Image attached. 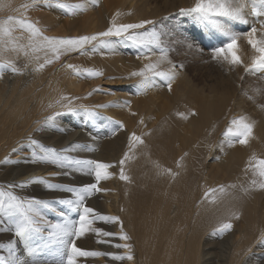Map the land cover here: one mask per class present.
<instances>
[{
	"label": "rangeland",
	"instance_id": "obj_1",
	"mask_svg": "<svg viewBox=\"0 0 264 264\" xmlns=\"http://www.w3.org/2000/svg\"><path fill=\"white\" fill-rule=\"evenodd\" d=\"M110 1L111 3L107 4L108 0H99L98 6H91L87 11L80 12L74 16L66 14L64 10L55 6L42 4L36 5V7L39 8L40 6H43L46 8H39L41 10L38 9V11L44 12L43 19L47 22L54 20L56 23L58 19H61L62 17V19H67L68 17L69 19H78L76 22L81 27L82 24L87 23L88 25H86V27H82L83 31L80 30L79 32L76 31L73 24H69V29L65 34L75 36L83 35V32H87L86 34H92V32L96 33L106 30L110 24L112 16L117 11L122 13L118 18L120 23H136L140 20L156 21L157 30H162L166 33L164 39L171 48L169 59L173 64L177 65V71L179 73H186V81L190 82L196 89L202 88L205 93L210 92V89L214 87L218 91L215 95L216 101H219L220 94L222 96L225 92L229 93L231 96L230 106L228 108L229 112L226 111L222 117H215V121L213 120L212 124L208 127L201 126L198 129H193L191 132H188V136L181 135L178 123L180 120L184 121V119L178 116L177 113L191 112L193 109L189 108V110H187L188 106L191 105L184 102L176 103L171 107V105H173L178 99L177 94H172V96L168 98L166 94H169V92L172 91H169L166 86L149 89L148 92L151 96V101H149V103H153V105H150L144 110V112L147 121L149 122V120H152L154 125H149L146 128H149L150 130L147 129L139 134L142 136L144 143L136 147L132 154L133 158L127 161L124 165L125 174L130 177L127 183L125 180H121L119 175L120 166L118 162L123 156L119 157L120 159L118 158L116 161V159H96L94 157L96 153L94 156L93 153L96 150H99L98 148L106 147L105 144H107V142L116 139V137L120 135V132L123 129L117 130V121L122 122L125 127L127 126L125 125L127 120L134 119V111H139L138 108L134 109L137 107L134 99H137L138 97L136 84L139 78L130 77L129 73L139 69L148 61L145 60L144 57L138 58L139 50L130 43L118 44L114 52L102 50V54L101 52H96L87 55H80L75 52L70 53L68 54L67 60H69L71 64L82 67L99 68L102 69L104 73V75L100 77L88 78V81H93V85L87 88L89 92L87 95L81 97V101L89 104L90 107L95 106V104H108L109 102H115L119 105L105 107L106 111L104 113H101L100 110L97 109L100 115L91 122L84 123L85 119H83L84 117L81 116L83 115L81 113L80 115H76V119H71L62 126L61 129L64 128L63 131L60 132V135L62 136L65 135L67 137V135L69 136L75 129L77 130L79 128L89 130L92 134L91 138L88 140L91 143L87 146H91L95 151L80 150V153L79 151H75L71 154L79 158H93L92 160L115 164L110 171H115L113 174L116 173V175H113L114 177L111 176L107 180L101 181L100 187L102 189H107L109 185L108 182H112L113 178L118 180L124 194L127 196L129 195L131 200L134 199L133 206L139 204L140 208L136 210V215H139L138 212L144 211L145 209H154L160 204L165 205L171 198H197L199 201H206L207 204H210V200L204 198V193L208 188H215V184H204L203 174H240L238 182L235 181L234 183L237 185V188L235 190L231 189V192L225 196L223 204H227L231 208V205L238 206L241 201L252 198V201L246 206L238 208L241 210V213L239 214L240 221L238 219V224L235 228L238 229L239 238L248 236L249 240L255 243V246L264 245V204L261 205V201L264 199V190L254 189L251 190V192L243 193L239 187L241 184L247 186L248 181L252 179L251 172H248L247 175L245 174V165L248 163L249 157L255 154L258 157L264 158V107H262L264 106V72H257L255 74L245 73L242 65L230 68L227 64L222 65L211 59L210 48L214 45L213 42H207L205 33L206 29L194 25L190 18L180 17L178 15L180 8L190 7L194 0ZM70 2L75 3L78 2V0H70ZM83 17H85L84 21H81L80 19ZM146 27L151 28L152 26L148 25ZM231 27L234 31L247 30V26L239 23H233ZM50 28L53 31V35H63L61 32L57 31L55 27ZM224 40L225 38L223 36L217 34V38L214 42H216L218 46ZM189 44L192 45L191 48L188 47ZM198 48L203 49V52L197 51ZM238 54L240 55L243 64L251 62V56L253 54L252 49L243 39L239 41ZM63 65L64 63L60 64L59 68H63ZM179 65H183V68H179ZM78 77L81 78V76ZM109 77H115V79H109ZM241 77H243V79H241ZM82 78V82H88L85 81L87 77ZM173 85L185 86V84L179 81V78L177 77L174 80ZM93 89L99 90L93 91ZM90 92L92 93L91 95H89ZM191 95L195 96V93L192 92ZM16 96L17 90H15L14 95L8 104L12 105L16 100ZM139 96L140 98H145L144 93L139 94ZM125 101H131L130 105L126 106ZM120 103L124 106H120ZM130 106H132L133 109H130V113L125 115L126 111H129ZM241 115L246 116L250 121L254 122L253 135L250 138L251 141L249 140V143L246 145H239L237 143L232 147L227 146V144L222 146L221 142L224 139L222 134L229 125L230 120ZM125 118H127V120H125ZM148 130L149 133L147 134ZM200 130H202V133L200 132L197 137L200 135L202 136L193 141L191 139L192 132H198ZM34 131H36V129ZM113 131L116 132L115 135L112 134ZM92 140L97 141L95 145L92 143ZM54 144L58 149L63 146V143ZM113 144L114 143H112L111 146ZM203 145H207L204 150ZM125 150L128 151V148ZM124 153L125 151L123 152V155ZM181 157H183L182 160ZM178 161L180 162L179 168L181 169L178 174H182V179L179 180L180 177H176V181L178 180L180 183H173L168 189L162 190L160 187V181H154L155 178H159L154 162H158L165 168H172L174 163H176L177 167ZM221 163H224V165ZM49 166H51V169H54L53 171H62L59 168L52 167V165ZM41 175L43 176L44 174ZM45 176L48 177L47 175ZM59 176L62 177V175ZM59 176L53 178L49 177V179H51L53 183L72 186L94 182L93 177L78 173H73L71 176L63 175L65 176L62 177L63 179ZM6 177L7 179H2L0 176V183L4 186H6L9 181H17L15 180L16 178H12V174H6ZM192 177H194L193 180ZM190 184L193 186L192 191H188V186ZM36 185L37 184H33V186H28L21 189V191L25 192L26 190V194L28 195L35 192L36 195L40 196L38 198L46 200H58L66 198L69 195L62 191H50L51 193L53 192L51 194L42 184H39V186ZM30 188L32 192L30 191ZM103 192L105 191L95 193L87 202H89L88 206L94 207L98 212L105 215V213L100 211L99 202L104 210L106 209L105 204L103 205L101 200L98 202L92 201L94 200L93 198H96L97 200L103 199L101 196ZM56 193H58V195H56ZM260 194H262V196H259ZM98 196L99 198H97ZM58 207L59 206H57L58 211L62 210ZM58 211L49 212L48 219L52 222L59 220L60 217L58 216ZM151 213L153 214V212ZM69 215L73 219L77 218L75 213H69ZM200 215L201 214L197 213L196 217H199ZM255 218H259L258 222L255 224H249ZM209 224L210 226L212 225L211 219L209 220ZM196 225L199 228H203L205 227V221L200 220ZM232 225H234L233 221ZM210 226H208L210 229H208L209 231L207 230L208 233H206V238L210 241L209 247L212 249L211 251L213 254L215 255L216 253V256L220 257L221 252L222 254H226L228 251L226 246L231 240L230 236L232 234L231 231H228L230 234L226 232L222 235H214V230L218 227ZM100 228L107 231L104 227ZM260 232H262V235ZM86 235L77 241V243L81 241V244L79 243L77 246L85 250H92V247L84 246L85 244L83 245L84 242L89 241V233ZM95 236L97 235L95 234ZM227 238L229 240H227ZM11 239L12 234L10 232H0V243L6 244ZM225 244L226 246H224ZM254 251L256 250L250 252V258L252 261L248 264L263 263L264 247L257 251L258 254H254ZM100 258L105 260V255H101ZM91 261V257L79 258V264H89Z\"/></svg>",
	"mask_w": 264,
	"mask_h": 264
},
{
	"label": "snow or ice",
	"instance_id": "obj_2",
	"mask_svg": "<svg viewBox=\"0 0 264 264\" xmlns=\"http://www.w3.org/2000/svg\"><path fill=\"white\" fill-rule=\"evenodd\" d=\"M37 3L48 6H55L65 11L68 15H77L87 11L91 6H98L99 0H78L72 3L70 0H30L23 4L25 10L35 7ZM122 15L117 11L111 18L106 30L92 34L77 36H49L27 17L9 16L0 21V54L5 51H22L25 56L43 52V63H39L40 56L34 55L37 61L33 71H42L47 65L59 61L62 56L70 53L87 55L89 53L108 50L114 52L118 44L130 43L136 47L138 58L144 57L148 62L142 67L129 73L130 77H138L136 84L137 95L146 93L154 87L166 86L172 90L174 80L178 75L177 65L169 59L171 48L165 41L166 33L157 30L156 21L140 20L136 23H120ZM178 15L188 17L194 25L206 29L213 36H223L225 40L218 46L210 48V56L213 61L220 64H227L230 68L242 65L245 73L255 74L264 72V0H194L190 7L180 8ZM233 23L247 26L246 31H234ZM151 25V28L146 26ZM259 25V26H258ZM28 33L27 44L19 43L14 36L16 29ZM243 39L252 49L251 62L243 64L238 54L239 41ZM192 47L191 44L188 45ZM203 52V49H197ZM164 65H168L164 67ZM75 75L87 78L103 76V70L95 67H82L75 64L63 65ZM27 68V65H25ZM183 68V65H179ZM4 71L22 73L24 69L17 67L12 60L0 59V76ZM115 79V77H109ZM243 79V77H241ZM99 89H93L97 91ZM92 93L90 92L89 95ZM251 98V97H250ZM78 97L61 96L57 101L64 111H57L39 121L40 127L37 131L45 129H56L57 118L63 115L73 114L84 115L85 122H91L100 115L99 108L119 106L115 102L108 104L87 106L74 105L73 101ZM63 102V103H62ZM131 101H125L130 105ZM49 107H52L50 104ZM264 107V106H262ZM195 111L178 112L177 115L187 119L189 115H195ZM111 119V118H108ZM117 130L123 129L122 122H116ZM140 123L144 120L141 118ZM254 122L246 116L234 117L223 132L221 145L227 144L232 147L235 144L246 145L253 135ZM63 131V129H60ZM116 134L115 131L112 133ZM144 140L141 135L132 132L128 139V151L119 160L120 179L128 181L130 177L125 174L124 165L133 158V153L138 145ZM27 148L28 154L12 160L5 157L3 163H33L48 164L61 169V172L50 173V176H71L73 173L88 175L94 178L93 183H86L79 186L53 183L46 176H32L18 183H10L0 186V232H10L12 239L0 243V264H79V258L98 257L101 255L111 256L114 260L133 259L131 254L132 245L129 243L116 244V248L128 249L125 255L106 253L95 250H85L77 246V241L87 233H95L98 237H113L116 233L105 231L95 227L96 221L116 222L117 216L104 215L94 207L88 206V199L95 193L106 191L100 187L101 181L109 179L113 173L110 169L115 164L105 163L98 160L84 159L73 156L71 153L80 150L94 151L91 146L70 144L64 148L49 146L42 141L29 135L25 143L12 149V153L23 152ZM183 157H181V160ZM154 166L159 169L158 174H167L171 177L178 175L171 168H165L158 162ZM180 166V162H177ZM251 172L252 179L247 186L241 184L240 190L248 193L254 189L264 190V158L255 154L249 157L245 165V174ZM33 184H42L49 191H62L68 193L66 198L58 200H46L36 197H25L18 195L16 189H24ZM236 184L218 185L215 188H208L204 198L210 202H216L218 195H224L229 189H236ZM57 205L64 206L63 210L57 209ZM59 220L52 222L48 219L49 212H57ZM69 213H75L77 218L73 219ZM233 216L239 218V214L233 212ZM230 220L221 222L214 230L215 234H224L232 229ZM121 240L127 241L130 237L123 232L121 222ZM98 243H109L106 239H100ZM22 246V247H21Z\"/></svg>",
	"mask_w": 264,
	"mask_h": 264
},
{
	"label": "bare ground",
	"instance_id": "obj_3",
	"mask_svg": "<svg viewBox=\"0 0 264 264\" xmlns=\"http://www.w3.org/2000/svg\"><path fill=\"white\" fill-rule=\"evenodd\" d=\"M27 2H30V0H0V21L5 20L9 16H24L32 22L37 23L46 35L55 36L50 28L55 27L57 31L63 34L57 35L60 37L75 36L65 34V32L69 29V24H73L78 32L80 30L83 31L82 27H86V25H88L87 23H84L81 27L76 22L78 19H69L67 16V19H62V17L61 19H58L56 23L54 20L47 22L43 19L44 12L38 11L39 8L43 9L44 7L40 6L37 8L35 6L25 10L21 6ZM110 3L111 1L108 0L107 4ZM42 4L43 3H39L37 5ZM84 18L85 17L80 20L84 21ZM86 33L87 32H83V35ZM205 33L207 42H213V45L217 46V43L214 42L217 36H213L208 30H205ZM13 34L18 38L19 43L27 44V32L17 28ZM34 55H39V63H43L45 55L43 52L38 54L30 53L29 56H25L22 51L18 52L8 50L0 54V59L12 60L15 62L17 67L24 69L22 73L4 71L3 75L0 76V174H3L0 176L2 179H7L6 174H12V178H16L15 180H17L16 182L9 181L8 184L18 183L32 176H42L41 174L52 178L56 177L49 175L50 173L56 172V170L53 171L54 169H51V166L48 164H33L30 162L3 163L5 157L10 156L12 160H16L18 157L28 154L27 148H25L23 152L16 153H12V149L18 147L21 143H25L29 135L42 141L46 145L55 147L56 145L54 143H63V146L65 147L70 144L89 145L91 143L88 141L92 136L91 132H89V130L80 129L79 127L77 130L73 129L74 131L71 132L69 136L67 135V137L65 135H60V132H62L60 130L62 126L69 120L76 119V115L73 114L58 117L56 121V129L37 131L40 127L38 123L39 121H42L46 116L51 115L54 112L64 111L61 104L57 103L62 95L68 97H78L79 99L73 101L74 105L83 104L89 106V104L81 101V97L88 94L89 91L87 88L93 85V81H88L87 78L85 81L88 82H82L83 78L78 77V75H75L71 70L66 67L59 68L60 64L64 63L65 65L70 63V61L67 60L68 55L62 56L59 61H55L54 63L47 65L42 71H33V68L37 63L34 59ZM25 65H27V68H25ZM167 66L168 65H165V67ZM177 78H179V81L184 83L185 86L173 85L171 90L172 92L166 94L168 98H170L172 94L178 95L177 101L171 105V107H173L176 103L187 102L191 105L188 106L187 110L191 108L196 113L195 115H189L187 119H184V121L180 120L178 124L180 126L181 135L188 136V132H191L193 129H198L201 126L208 127L212 124L213 120L215 121V117H222L226 111L229 112L228 108L230 106L231 97L229 93L225 92L222 96L220 94L219 101H216L215 95L218 91L214 87L210 89V92L205 93L202 88L196 89L190 82L186 81V73L178 72ZM15 90H17L16 100L12 105H10L8 102L12 99ZM192 92L195 93V96L191 95ZM144 97L145 98H140L138 95L137 99H134V102L137 105L134 109L138 108L139 111L133 110V120H127V118H125V120H127L125 125L127 126L121 130L120 135H118L116 139L107 142V144H105L106 147L98 148L99 150L96 151L94 150L95 152L93 153V156L96 153L94 156L96 159H116L117 161L119 157L123 156V152H126L125 149L128 148V139L132 132L139 135L149 129L146 127L154 125L152 120H149V122L147 121V117L144 112V110L150 105H153V103H149V101H151V96L148 91L144 93ZM50 104L52 107H49ZM122 105L123 104L120 103V106ZM130 109H133L132 106H130L129 111H126L125 115L130 113ZM99 110L101 113L106 111L105 108H99ZM81 116L84 117V115ZM141 118H143V120L145 118L143 124L140 123ZM35 129L36 131H34ZM149 130L147 134L149 133ZM202 130L192 132L191 139L195 141V139L202 136L200 135L197 137ZM96 142L97 141L92 140L94 145ZM112 143L114 144L111 146ZM63 146L61 148H64ZM205 146L207 147V145ZM205 146L203 145V150L205 149ZM80 152L81 151H79V153ZM221 164L224 165V163ZM171 169L177 173L181 170L178 166L176 167V163H174ZM156 170L159 171V169ZM113 175H116V173ZM181 176L182 174H178L173 178L167 174H159V178H155L154 181H160L161 189L166 190L171 184L180 183V181H176V177H180L179 180H181ZM239 176L240 174H203V179L204 184H215V187H217L218 185H229L235 183V181L238 182ZM62 177L65 176L62 175ZM193 179L194 177H192V180ZM108 184L106 191L101 194L103 199L97 200L96 198H93L94 200L92 201L98 202L101 200L103 205L105 204V210L108 212L103 209L101 203L99 202L100 211L105 213V215L117 216L120 220L116 222L96 221L94 226L97 228L104 227L107 231L116 233L117 235L103 238L95 236V233H89L88 238L92 244L89 241H86L83 245L85 244L84 246H90L92 247V250L95 251L125 255L129 250L116 248L115 245L129 243L132 245L131 254L133 255V259L128 260L125 258L124 260H114L111 256L105 255V260L102 259L104 257L100 258V256L91 257L92 261L89 262V264H248L252 261L250 258V252L252 250H256L254 251V254H258L257 251L264 247V245L255 246V243L251 242L248 236L239 238L238 229L235 228L238 224L239 218L233 216L232 213L235 212L240 214L241 210L238 208L246 206L252 201V198L241 201L238 206L231 205L230 208L227 204H223V200L225 196L231 192V189H229L222 196L217 194L218 199L214 203L211 202L210 204H207L206 201H199L197 198H171L165 205L160 204L154 209H145L144 211L138 212L139 215H136V210L140 208L139 204L133 206L134 199L131 200L129 195L127 196L124 194L121 189L120 182L113 178L112 182H108ZM37 185L39 186V184ZM0 186L4 185L0 183ZM31 188L30 191L32 192ZM192 189L193 186L190 184L188 186V191H192ZM16 192L18 195L25 197H40L36 195L35 192L28 195L26 194V190L25 192H22L21 189H16ZM56 195H58V193H56ZM44 196L47 198L45 194ZM259 196H262V194ZM97 198H99V196ZM87 203L89 204V202ZM263 204L264 199L261 201V205ZM57 206H59L58 208L62 210L64 208L62 205ZM151 212H153V214ZM197 213L201 215L196 217ZM210 219L212 220L211 226L209 224ZM200 220L205 221V227L199 228L196 225ZM225 220H230L231 223L233 221L234 225L230 230L232 234L230 236L231 240L227 246L226 244L224 245L228 251L226 254H222L221 252L220 257H218L216 256V253L214 255L211 251L212 249L209 247L210 241L207 240L206 233H208V229H210L208 226L218 227L219 224ZM258 220L259 218H255L249 224H255ZM121 222L123 225V232L130 237L127 241L119 238V234L121 232ZM260 233L262 235V232ZM228 238L227 240L230 239ZM100 239H106L109 243H98L97 241ZM79 243L81 244V241H79ZM79 243H77V245H79ZM259 263L264 264V262Z\"/></svg>",
	"mask_w": 264,
	"mask_h": 264
}]
</instances>
